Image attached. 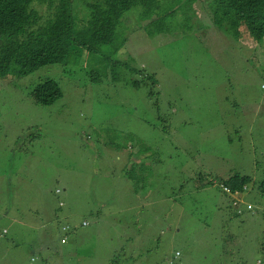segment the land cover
Returning <instances> with one entry per match:
<instances>
[{
	"label": "rangeland",
	"instance_id": "obj_1",
	"mask_svg": "<svg viewBox=\"0 0 264 264\" xmlns=\"http://www.w3.org/2000/svg\"><path fill=\"white\" fill-rule=\"evenodd\" d=\"M177 2L186 5H166ZM210 3H190L194 19L183 8L159 22L131 11L117 50L88 57L76 48L79 63L0 78V264H166L165 250L175 264H264L263 255L247 252L250 242L264 247L262 213L234 216L209 182L233 170L257 172L264 48L223 34L226 22ZM80 11L74 2L72 12ZM150 20L160 33L146 26ZM46 78L61 97L39 105L29 92ZM169 109L179 129L166 119ZM172 144L188 155L167 169ZM131 166L144 177L143 200L124 174ZM180 180L183 204L170 199ZM231 195V205H252ZM237 225L238 236L229 237Z\"/></svg>",
	"mask_w": 264,
	"mask_h": 264
},
{
	"label": "trees",
	"instance_id": "obj_2",
	"mask_svg": "<svg viewBox=\"0 0 264 264\" xmlns=\"http://www.w3.org/2000/svg\"><path fill=\"white\" fill-rule=\"evenodd\" d=\"M76 1L81 8L78 16L72 12ZM193 1L195 0H186V5L182 6L181 2L169 6L166 5V0H0V78L8 75L25 76L46 64L79 63L81 59L78 60V58L81 54L77 53L76 48L81 49L88 57L104 56L106 50H117L124 43L123 40L117 44V39L118 37L123 38V26L129 30V26L125 24L127 13L139 10L141 15L147 17L154 13L153 20L156 19V22L163 19L166 14H175L181 8L187 9L193 16L195 11L190 4ZM210 5V10H216V13H219V23L223 26L221 22H226L222 30L223 34H229L239 42L243 40L242 43L249 44V47L256 45L264 48V0H211ZM153 20H150L149 25L146 26L150 27L153 33L158 34L162 27L154 24ZM168 32L169 27L166 25V33ZM116 62L122 63V61ZM129 66L125 64L126 69L132 67ZM144 76L146 77L147 74ZM148 78L151 79V75ZM138 83L133 81L136 87ZM29 95L36 104L50 105L61 97V90L54 79L46 78L39 81L30 90ZM168 111L166 119H173V125L179 129L180 127L175 124V122L180 124L176 116H169L170 113L176 111L174 109L172 112L171 109ZM185 132L187 129L183 133ZM176 140L178 141V138ZM172 146L175 154L171 153L172 149L166 152L167 169L173 166V160L188 155L185 147L179 144H172ZM147 151L149 152L143 146L141 152L147 153ZM257 163L256 173L249 174L233 170L219 179L209 181L211 185L217 183L221 191L226 194L227 200L223 206L228 208L234 216L247 214L253 216V214L262 213L264 218V153L260 155ZM124 174L134 181L136 187L141 188L140 194L136 196L142 200L145 199L146 187L139 185V181L145 182L143 175L136 174L134 166H131ZM167 174L168 170L166 176ZM183 185V181H178L175 186L178 190L171 192L175 194L170 197L171 201L180 200ZM237 193L240 196L243 194V197L251 201L252 205L249 207L247 203L242 205L237 199L236 202L232 201V205L234 204L232 206L231 194ZM180 203L183 204L181 200ZM132 206L134 207L133 204ZM139 206L143 207V201ZM171 209L168 207L166 210L169 216L171 214L168 210ZM164 226L166 227V222ZM238 226L229 237L238 236L236 234ZM163 231V229L159 231L160 235L166 232V228ZM169 241L174 247L177 246L179 252L181 251V245H178L175 240L170 239ZM247 252L252 256L253 254L258 256V253L264 256V247H261L260 242L258 246L250 242L247 245ZM173 256L172 253L166 255L165 250L163 260L166 264H175L178 260ZM237 259L242 258L239 256L235 260ZM236 264L242 263L236 261ZM243 264L246 263L243 262Z\"/></svg>",
	"mask_w": 264,
	"mask_h": 264
},
{
	"label": "clouds",
	"instance_id": "obj_3",
	"mask_svg": "<svg viewBox=\"0 0 264 264\" xmlns=\"http://www.w3.org/2000/svg\"><path fill=\"white\" fill-rule=\"evenodd\" d=\"M59 191H60L59 189H56V190H55L56 193H59ZM161 196H163V195H161ZM164 197H165V196L161 197V199L164 198ZM157 200H158V199H157ZM158 201H160V200H158ZM234 201L236 202L237 200L234 199ZM158 204L160 205L159 202H158ZM58 205L61 207V206L63 205V203H61V202L59 201V202H58ZM160 206H161V205H160ZM88 224H89V222L86 221V220H83L82 223H81V225H83V226H86V225H88ZM68 227H69L68 225H65V226H61V225H60V229H61L62 232L67 231L66 229H67ZM68 229H69V228H68Z\"/></svg>",
	"mask_w": 264,
	"mask_h": 264
},
{
	"label": "built area",
	"instance_id": "obj_4",
	"mask_svg": "<svg viewBox=\"0 0 264 264\" xmlns=\"http://www.w3.org/2000/svg\"><path fill=\"white\" fill-rule=\"evenodd\" d=\"M176 254H177V252H176Z\"/></svg>",
	"mask_w": 264,
	"mask_h": 264
}]
</instances>
